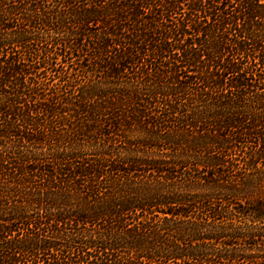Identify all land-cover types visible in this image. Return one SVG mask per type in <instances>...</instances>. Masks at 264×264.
Listing matches in <instances>:
<instances>
[{"label":"trees","instance_id":"trees-1","mask_svg":"<svg viewBox=\"0 0 264 264\" xmlns=\"http://www.w3.org/2000/svg\"><path fill=\"white\" fill-rule=\"evenodd\" d=\"M0 264H264V0H0Z\"/></svg>","mask_w":264,"mask_h":264},{"label":"rangeland","instance_id":"rangeland-1","mask_svg":"<svg viewBox=\"0 0 264 264\" xmlns=\"http://www.w3.org/2000/svg\"><path fill=\"white\" fill-rule=\"evenodd\" d=\"M202 222H205V221H202ZM208 223H209V221L205 223V227H206V229L204 228L205 233H207L206 236L209 235V233H210V226H207ZM212 224H213V222H211V225H212ZM214 225H215V224H214ZM207 227H208V229H207Z\"/></svg>","mask_w":264,"mask_h":264}]
</instances>
